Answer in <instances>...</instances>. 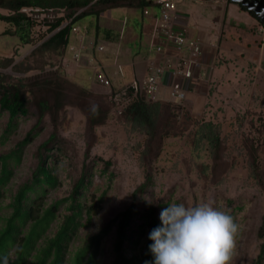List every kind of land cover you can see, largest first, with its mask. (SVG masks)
<instances>
[{
  "label": "rangeland",
  "instance_id": "1",
  "mask_svg": "<svg viewBox=\"0 0 264 264\" xmlns=\"http://www.w3.org/2000/svg\"><path fill=\"white\" fill-rule=\"evenodd\" d=\"M89 1L88 5H97L95 0ZM22 11L34 21L30 43H21L15 27L0 20V80L21 86L28 98L29 113L20 117L17 128L0 143V154L11 150L37 121V99L49 97L53 105L58 98L63 106H54L44 114L38 135L22 150L21 161L10 162L12 176L0 197V225L11 212L14 192L32 177L39 145L55 131L57 138L49 144L53 148L48 152L52 154L48 163L57 185L44 195V206L70 193L86 157L96 162L92 183L84 194L87 205L95 204L92 217L88 220L84 215L83 225L69 243L65 264L77 248L131 204V195L148 170L153 182L136 201L138 213L132 228L141 222L147 202L159 205L158 213L171 203L194 206L206 202L227 212L239 225L231 264H255L261 243L258 229L264 215V72H248L245 89L230 93L236 96L224 97L221 91H215L218 97L198 98L183 108L172 101L159 102L162 107L158 117L146 130L123 113L116 117L108 114L102 92L68 77L58 51L49 49L31 55L55 31H50L47 23L60 16L67 18L68 10L29 7ZM0 13L6 15L9 10L0 8ZM54 74L70 81L64 84L63 92L60 86H52ZM88 111L97 117L107 113L105 121L89 123ZM7 119V112L0 111V135ZM65 212V206H60L47 235L55 232ZM115 233L116 222L100 240L95 264L112 263ZM138 235L137 244L125 243L127 256L140 258L147 234L144 231Z\"/></svg>",
  "mask_w": 264,
  "mask_h": 264
},
{
  "label": "trees",
  "instance_id": "2",
  "mask_svg": "<svg viewBox=\"0 0 264 264\" xmlns=\"http://www.w3.org/2000/svg\"><path fill=\"white\" fill-rule=\"evenodd\" d=\"M89 3V0H0V8L9 10V14L0 13V20L12 24L15 27L14 33L18 35L21 43L27 44L31 42L30 31L34 26V21L22 11L23 8L68 10L67 18L60 16L53 22L47 23L48 29L55 31L31 53V55H34L38 51L51 49L58 51L59 57H62L72 25L81 16L86 14L98 15L108 8L119 6H143L149 4L150 0H95L94 4L97 5H88ZM238 4L241 8L249 11L246 6L241 3ZM249 12L256 16L261 24H264V18H261L254 11ZM75 13L77 14L75 15ZM70 17H73L70 23L57 29L65 19ZM54 75L55 79L52 86H60V90L63 92L64 84H71L70 81L62 75ZM79 89L80 92L86 94L84 88L79 87ZM22 91L20 85H8L0 80V111L8 114L6 126L0 135V143H3L17 128L20 117L29 113L28 98ZM102 96L106 98L104 93H102ZM159 102H163V100L154 99L147 102L140 97L132 98L122 115H125L130 122L138 127L148 130L155 123L162 107ZM55 103L56 105H54ZM54 104H50L49 97L37 99L39 109L37 121L11 150L0 154V197L2 196V188L12 176L10 162L18 164L21 161L22 150L38 135L39 125L44 114L54 106L57 109L63 106L58 98ZM107 104L108 114L111 115V104L108 100ZM175 104L180 108L185 107L184 103ZM106 114L97 117L96 113L88 111L89 123H103ZM56 138V132L53 131L39 145L37 163L32 177L19 185L12 196L9 205L12 208L11 212L7 217H4L3 224L0 225V264H65L69 243L78 228L83 225L84 215L88 220L92 217L95 204L90 203L87 205L84 194L92 183L96 162L88 159V157L83 161L81 172L72 185L70 193L44 206V195L49 188L57 185V177L51 164L48 163V158L52 156L48 152L53 148L49 144ZM146 174L145 180L133 191L131 204L103 225L100 231L90 237L84 246L77 248L71 256L69 264H95L100 240L110 232L111 225L115 222L116 239L113 243L114 259L111 264H145V261L152 262L154 260L152 253L149 251V245L152 241L148 237L154 228L161 226L160 213H158L159 205L155 206L154 203L147 202L145 213L141 215V222L134 224L135 229L132 228L134 217L138 213L135 208L136 201L142 197V194L153 182L151 172L148 170ZM62 205L65 206L66 212L62 214L61 222L55 232L49 236L47 231L57 218V212ZM144 231H146L147 239L140 258L134 254L127 256L125 243L137 244L138 233L142 234ZM258 236L261 243L255 264H264V215L258 229ZM128 247H131V245ZM11 255H13V258H11Z\"/></svg>",
  "mask_w": 264,
  "mask_h": 264
},
{
  "label": "crops",
  "instance_id": "3",
  "mask_svg": "<svg viewBox=\"0 0 264 264\" xmlns=\"http://www.w3.org/2000/svg\"><path fill=\"white\" fill-rule=\"evenodd\" d=\"M145 8L148 13L143 12ZM176 11L179 16L176 25L185 28L187 39H199L202 51L199 68L192 78L174 80L185 93L184 104H193L198 98L213 94L218 97L215 91H221L224 97L236 96L230 93L245 89L248 72H264V32L260 29L263 24L238 2L180 0ZM159 14L156 0H150L143 6H119L98 15L81 16L73 23L77 30H70L63 51L66 75L85 88L103 93L145 79L166 61L178 65L189 56V51L171 44L157 50L160 40L152 33L154 17ZM99 45L103 47L101 50ZM97 68L109 79L108 89H100L101 84L95 81ZM172 84L164 76L155 99L176 102L171 94Z\"/></svg>",
  "mask_w": 264,
  "mask_h": 264
},
{
  "label": "clouds",
  "instance_id": "4",
  "mask_svg": "<svg viewBox=\"0 0 264 264\" xmlns=\"http://www.w3.org/2000/svg\"><path fill=\"white\" fill-rule=\"evenodd\" d=\"M159 219L148 237L154 260L145 264H231L239 225L227 212L206 202L171 203Z\"/></svg>",
  "mask_w": 264,
  "mask_h": 264
},
{
  "label": "built area",
  "instance_id": "5",
  "mask_svg": "<svg viewBox=\"0 0 264 264\" xmlns=\"http://www.w3.org/2000/svg\"><path fill=\"white\" fill-rule=\"evenodd\" d=\"M180 0H156L160 14L154 17L153 36L160 40V44L157 46V50H161L164 45H174L177 49L185 47L189 51V56L184 59L178 65H174L170 61H166L161 65H157L150 75L145 79L133 80L130 84L126 85L123 89L114 91L108 89L110 86L109 79L100 70H95V81L101 84L103 87H108L103 92L111 104V114L119 116L125 110L127 104L132 98H141L147 102L156 98V93L159 85L164 78L169 79L170 83H173L174 89L172 90V96L176 98L177 104H183L185 99V93L175 83V79L183 77L185 79L192 78L194 71L199 68L198 57L201 54V41L199 39H187L185 36V28L177 26L179 21L178 12L176 11V4ZM79 12V11H78ZM77 12V13H78ZM144 13H148L145 8ZM75 13V15L77 14ZM73 15V16H75ZM73 17L65 19V21L57 28H61L72 21ZM73 31L77 30V27L71 28ZM261 31L264 32V25H260ZM101 50L103 47L98 46ZM76 57L79 53L75 54ZM182 69L179 71V67ZM179 76V77H178Z\"/></svg>",
  "mask_w": 264,
  "mask_h": 264
},
{
  "label": "water",
  "instance_id": "6",
  "mask_svg": "<svg viewBox=\"0 0 264 264\" xmlns=\"http://www.w3.org/2000/svg\"><path fill=\"white\" fill-rule=\"evenodd\" d=\"M235 2L241 3L242 5L246 6L249 11H254L261 18H264V0H235Z\"/></svg>",
  "mask_w": 264,
  "mask_h": 264
},
{
  "label": "flooded vegetation",
  "instance_id": "7",
  "mask_svg": "<svg viewBox=\"0 0 264 264\" xmlns=\"http://www.w3.org/2000/svg\"><path fill=\"white\" fill-rule=\"evenodd\" d=\"M252 1H256V0H252ZM254 4H255V2H254ZM260 11H261V8H260Z\"/></svg>",
  "mask_w": 264,
  "mask_h": 264
}]
</instances>
